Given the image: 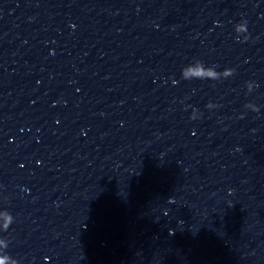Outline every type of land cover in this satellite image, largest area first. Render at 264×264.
<instances>
[{
	"label": "water",
	"instance_id": "obj_1",
	"mask_svg": "<svg viewBox=\"0 0 264 264\" xmlns=\"http://www.w3.org/2000/svg\"><path fill=\"white\" fill-rule=\"evenodd\" d=\"M4 253L264 264V0H0Z\"/></svg>",
	"mask_w": 264,
	"mask_h": 264
},
{
	"label": "clouds",
	"instance_id": "obj_2",
	"mask_svg": "<svg viewBox=\"0 0 264 264\" xmlns=\"http://www.w3.org/2000/svg\"><path fill=\"white\" fill-rule=\"evenodd\" d=\"M224 71L229 72L231 74V69H224ZM220 76V73H213L212 69L205 68L201 61L197 60L194 63L185 65L180 72V77L183 80H217ZM10 222V217L8 218ZM7 227V224L4 226ZM12 258L4 253L0 255V264H9Z\"/></svg>",
	"mask_w": 264,
	"mask_h": 264
}]
</instances>
